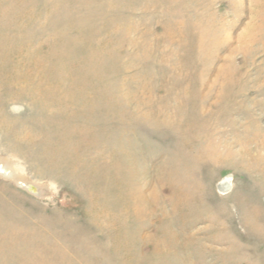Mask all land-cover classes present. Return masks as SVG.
<instances>
[{
    "label": "rangeland",
    "instance_id": "rangeland-1",
    "mask_svg": "<svg viewBox=\"0 0 264 264\" xmlns=\"http://www.w3.org/2000/svg\"><path fill=\"white\" fill-rule=\"evenodd\" d=\"M0 264H264V0H0Z\"/></svg>",
    "mask_w": 264,
    "mask_h": 264
},
{
    "label": "bare ground",
    "instance_id": "bare-ground-1",
    "mask_svg": "<svg viewBox=\"0 0 264 264\" xmlns=\"http://www.w3.org/2000/svg\"><path fill=\"white\" fill-rule=\"evenodd\" d=\"M3 170H4V174L7 175V176H11V177H15V172L13 173V169H10L8 168V166L4 165L3 167H1ZM22 183V186H26L28 187L29 191H32V192H35L36 194L38 193L39 194V187H37L36 185L34 184H30V185H27V184H24V182L20 181ZM222 186L225 188V189H230L231 187V182H230V179H226L225 181L223 180V183H222ZM221 186V187H222ZM25 188V187H24ZM224 190V189H223ZM226 191V190H225Z\"/></svg>",
    "mask_w": 264,
    "mask_h": 264
},
{
    "label": "clouds",
    "instance_id": "clouds-1",
    "mask_svg": "<svg viewBox=\"0 0 264 264\" xmlns=\"http://www.w3.org/2000/svg\"><path fill=\"white\" fill-rule=\"evenodd\" d=\"M24 110V106L19 104H12L9 106V111L14 115H20Z\"/></svg>",
    "mask_w": 264,
    "mask_h": 264
},
{
    "label": "water",
    "instance_id": "water-1",
    "mask_svg": "<svg viewBox=\"0 0 264 264\" xmlns=\"http://www.w3.org/2000/svg\"><path fill=\"white\" fill-rule=\"evenodd\" d=\"M19 184L22 186V183H19ZM22 187H25V188L29 189L28 187H26V186H24V185H23Z\"/></svg>",
    "mask_w": 264,
    "mask_h": 264
}]
</instances>
